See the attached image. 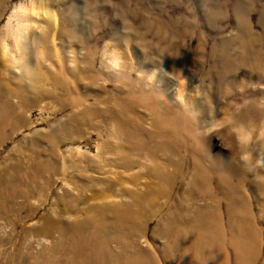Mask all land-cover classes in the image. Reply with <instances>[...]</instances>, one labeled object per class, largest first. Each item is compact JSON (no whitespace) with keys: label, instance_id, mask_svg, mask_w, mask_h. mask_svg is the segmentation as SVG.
Segmentation results:
<instances>
[{"label":"rangeland","instance_id":"rangeland-1","mask_svg":"<svg viewBox=\"0 0 264 264\" xmlns=\"http://www.w3.org/2000/svg\"><path fill=\"white\" fill-rule=\"evenodd\" d=\"M0 264H264V0H0Z\"/></svg>","mask_w":264,"mask_h":264},{"label":"bare ground","instance_id":"bare-ground-1","mask_svg":"<svg viewBox=\"0 0 264 264\" xmlns=\"http://www.w3.org/2000/svg\"><path fill=\"white\" fill-rule=\"evenodd\" d=\"M251 222H252V220L249 221V224L252 226V223H251ZM250 225H247L246 227L249 228V230H250V232H251L253 229H252V227H250ZM233 229H234V228H233ZM234 231H235V230H234ZM253 235H254V234H253ZM252 250H253V249L251 248V251H252ZM242 252L244 253V251H242ZM243 253H241L240 255L243 256ZM84 257H85V256H84ZM84 257L81 256L80 259L78 260V262L83 263V261H84V259H85ZM80 260H81V261H80Z\"/></svg>","mask_w":264,"mask_h":264}]
</instances>
